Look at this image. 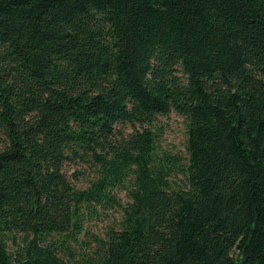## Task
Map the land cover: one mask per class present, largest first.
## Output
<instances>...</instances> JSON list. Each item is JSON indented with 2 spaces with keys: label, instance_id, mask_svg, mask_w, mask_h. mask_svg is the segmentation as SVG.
<instances>
[{
  "label": "trees",
  "instance_id": "16d2710c",
  "mask_svg": "<svg viewBox=\"0 0 264 264\" xmlns=\"http://www.w3.org/2000/svg\"><path fill=\"white\" fill-rule=\"evenodd\" d=\"M0 264H264V0H0Z\"/></svg>",
  "mask_w": 264,
  "mask_h": 264
},
{
  "label": "rangeland",
  "instance_id": "374dc122",
  "mask_svg": "<svg viewBox=\"0 0 264 264\" xmlns=\"http://www.w3.org/2000/svg\"><path fill=\"white\" fill-rule=\"evenodd\" d=\"M156 127L159 155L168 154L166 158L169 159V164L172 166L173 175H175L176 180L182 179L180 169L186 160V120L183 116L171 112L167 116L159 117ZM75 170H80V173H77L71 179L76 186L86 187L94 174V170L89 167L88 163L71 164L68 168V174H72ZM120 195L125 201L124 192H121ZM106 212V215L92 222V231L102 234L108 225L112 224L115 215L111 210ZM233 251L237 253V250Z\"/></svg>",
  "mask_w": 264,
  "mask_h": 264
}]
</instances>
